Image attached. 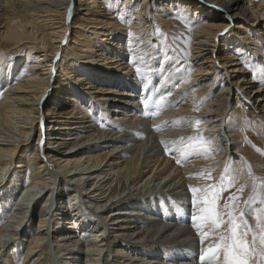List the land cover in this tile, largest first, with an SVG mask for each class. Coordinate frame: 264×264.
<instances>
[{
  "label": "bare ground",
  "instance_id": "6f19581e",
  "mask_svg": "<svg viewBox=\"0 0 264 264\" xmlns=\"http://www.w3.org/2000/svg\"><path fill=\"white\" fill-rule=\"evenodd\" d=\"M256 2L0 0V48H10L0 49L10 54L0 55V188L11 178L0 250H25L23 264H199L189 186L206 168L247 181V201L256 186L245 212L258 232L264 167L236 130L247 117L264 132V71L251 75L245 62L264 68ZM178 3L197 25L191 76L157 45L155 27L169 30ZM198 133L216 153L189 140Z\"/></svg>",
  "mask_w": 264,
  "mask_h": 264
},
{
  "label": "snow or ice",
  "instance_id": "6c2138e0",
  "mask_svg": "<svg viewBox=\"0 0 264 264\" xmlns=\"http://www.w3.org/2000/svg\"><path fill=\"white\" fill-rule=\"evenodd\" d=\"M262 71H264V68H262ZM165 99L166 96L161 95L159 100L155 102L157 111L162 107L161 102ZM142 103L147 109L148 100H143ZM144 114L148 115L149 113L146 111ZM151 114L155 115L156 113L152 112ZM196 123L199 124L200 121L197 120ZM195 139L197 138H189V140ZM194 147L192 144L182 146V148L187 149ZM180 150L181 148H177V151ZM180 162V160H177V163ZM236 177H238V174L235 173L233 176L228 177L227 185L223 182L225 177H222L219 185L220 191L233 187ZM212 187L215 188L216 186ZM245 187L246 185H242L237 191L242 193ZM189 190L192 193V226L197 230L202 245L199 264H255L257 256L259 257V264H264V219L258 217L257 232L249 224L247 213L244 210L237 211L238 196H229L228 200L231 203H225L223 205L224 211H222L219 205L220 192L212 191L209 193L205 191L203 195H200L199 193L202 191L200 189L189 186ZM253 200H257L255 185L253 186L252 196L245 202L246 207ZM259 202L264 203V191L259 193ZM250 235L251 239H249ZM206 240L209 243L207 247H203Z\"/></svg>",
  "mask_w": 264,
  "mask_h": 264
},
{
  "label": "rangeland",
  "instance_id": "374dc122",
  "mask_svg": "<svg viewBox=\"0 0 264 264\" xmlns=\"http://www.w3.org/2000/svg\"><path fill=\"white\" fill-rule=\"evenodd\" d=\"M256 1L260 2L261 0H256ZM172 7H173L172 15H170V17H169V18H171L169 20L170 21L169 30L166 31V30L163 29V27H159V26L155 27V29H156L155 33L157 34L156 38L159 41V43L157 41V45L160 48V50H163L162 47L165 44L167 46V48H165V50H164V51H166V53H169V50L172 49V51H174L175 54L179 57V61H183L184 60L183 62H179L180 69L183 70L186 74H188V76H191L194 73L195 70H194L193 64L191 63L189 58L191 57V53H192V45L191 44H192V41H193V33H194V30L196 29L197 25L194 22V20H191L190 18H188V17H186L184 15L185 14L184 10L186 8L185 4H182V3L173 4ZM192 7L193 6H191L190 8L187 7L188 11L193 9ZM246 8L249 10V12L252 15V17L253 16L255 17V14L251 13L252 6H248V7L246 6ZM237 19L239 20V19H241V17L240 16H235L234 20H237ZM171 31H172V33H171ZM262 33L264 35V31ZM166 35H168V36H166ZM169 37L171 39H169ZM164 38H165V40H164ZM249 38H252V37L249 35ZM263 38H264V36H263ZM0 49L3 50V49H10V48H2L1 47ZM262 50H264L263 46H262ZM238 54L241 55L240 52H238ZM0 55H2L1 60L3 58H5V60H7L8 56L10 54L8 55V52L6 50V51H1ZM247 60H249V61H247ZM245 62H247L246 68H247V72L249 74H251V75L254 74V76H257L258 74H260L262 72V68L263 67L259 66V64L257 62H255V61H253L252 59H245ZM21 69L22 68H20L17 71L19 76H23V73H22ZM218 80L220 81V77H219ZM157 84L158 83H156V85ZM156 85H154V86L156 87ZM222 87H223V85L221 83V88ZM244 114L248 115L249 111H245ZM201 123H202L201 121H200L199 124L195 123V126H196L195 127V131L196 132L201 133V131H202L200 129V127H201L200 124ZM251 123H252V120H250L249 118H247V117L241 118L240 122L238 123V126L236 127V130H237V132H239V134H241L242 140L244 141V145L247 147V149L253 151L254 153H256V154H258L260 156L261 164L264 167V132H262V130H259L257 124L251 126L250 125ZM199 133L197 134V137H196L197 138V142L195 143V145L196 146L197 145L198 146H202V147L210 150L211 152L213 151L212 153H216V150H217L216 145L214 143L210 142L211 140L208 137H206L205 135L202 136ZM31 137L34 139L33 142L36 144L39 136L37 135L35 137L34 135H31ZM213 145H215V146H213ZM206 170H207V168L203 169V171H202L203 173L201 174L202 176L200 175V178H199L198 183L195 186V188L200 189V190L202 189V191H201L202 195H203V192H205V191H207L209 193H211L212 191L220 192L219 205H220V209L222 211H224L223 205L225 203H231L228 200L229 196L236 195V196L239 197V200L237 202V211H239V210L246 211L247 207L245 205V202L247 200H246V195L245 194L247 193V190H248V182L243 180L242 178H238L237 180H234V186L233 187L227 188V190H224V191L221 192L220 188H219V185L221 184V178H222V176L225 177L223 182H224L225 185H227L228 177H230L229 172L226 170V168H225V170H222L223 171L222 173H221V170H219V168L218 169H208L207 171ZM23 179L25 180V182H24L25 184H27V185L31 184L33 182V180H32L33 178H32L31 172H28L27 174L24 173L23 174ZM10 183H11V178L7 179L6 182L1 184L2 188H0V197L2 196L1 189L5 190V188H7L6 190H9L8 189V187H9L8 185ZM242 185H246V187H245L244 191L242 193H240L237 190ZM212 186H216V187L213 188ZM66 191H68V188H66ZM11 202H10L11 205L15 204V202L13 200ZM8 206H10V205L7 204L6 207H8ZM40 207H41L40 203L37 204L36 207H34V210H35L36 213H38V211L40 210ZM263 208L260 210V215L257 214V213H256L257 215H255V213L253 214V221H254L255 226L259 223L258 217L259 218L261 217V219L262 218L264 219V209ZM85 210H86V208H85ZM86 213L90 215V214H93V211L86 210ZM6 221H7V219L5 221H3L0 225H3V223H6ZM249 239H251V235L249 236ZM3 251H4L3 249L0 250V259L2 261L7 259V255H9V253L10 254L17 253L18 257L14 258L13 264H23V258H24V255H25V250L20 252V250L15 249V247H10V250H9V247H8V249H6V252L3 253ZM6 253H8V254H6ZM36 260H37V258L34 259L33 261L31 260L32 264ZM2 261H0V264L2 263ZM255 264H259V257L258 256L255 259Z\"/></svg>",
  "mask_w": 264,
  "mask_h": 264
}]
</instances>
